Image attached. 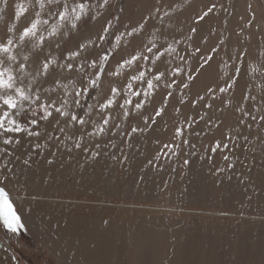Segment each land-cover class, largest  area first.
I'll list each match as a JSON object with an SVG mask.
<instances>
[{"label":"snow or ice","instance_id":"obj_1","mask_svg":"<svg viewBox=\"0 0 264 264\" xmlns=\"http://www.w3.org/2000/svg\"><path fill=\"white\" fill-rule=\"evenodd\" d=\"M36 4L33 17L18 28L29 7L17 3L13 22L0 37V229L16 237L27 232L29 205L40 195L31 185L41 164L50 169L58 160L63 166V158L71 163L81 155V169L101 159L123 168L132 150L140 151L142 141L153 138L162 143L159 135L169 132V110L177 118L171 138L154 156L145 157L140 182L150 170L159 173L174 164L171 172L176 174L199 164L214 182H230L235 175L244 183L235 171L243 164L236 150H249L253 124L264 129V110L236 107L241 113L238 126L221 132L219 139L213 132L208 145L202 141L213 131V124L217 130L224 127L215 113L232 107L238 88L241 102L255 101L250 90L244 93L248 88L244 77L250 72L254 77L264 75V53L259 67L251 68L247 49L217 60L220 47L207 46L204 37L195 43L198 26L210 17L215 4L197 15V26L183 38L170 37V26L157 28L151 23L158 18L163 24L169 15L160 16L158 7L155 16L150 9L146 16L124 21L99 11H107L111 0H36ZM0 6L7 7L8 0H0ZM93 9H97L94 15ZM255 21L253 14L246 26ZM29 43L31 50L25 51ZM224 43L219 41L220 46ZM210 69L216 79L197 89ZM58 88L62 94L57 95ZM257 140L264 143V136ZM218 154L226 162L223 166ZM42 179L47 184L55 181L51 175ZM11 246L0 245L5 254ZM8 261L18 264L14 254Z\"/></svg>","mask_w":264,"mask_h":264},{"label":"rangeland","instance_id":"obj_2","mask_svg":"<svg viewBox=\"0 0 264 264\" xmlns=\"http://www.w3.org/2000/svg\"><path fill=\"white\" fill-rule=\"evenodd\" d=\"M21 2L29 7V13L18 28L38 10L36 0H8L7 7L0 6V37L13 22L15 5ZM212 4L216 8L198 26L195 43L204 37L207 46L220 47L217 60L247 49L251 68L259 67L264 53V0H111L107 11H99L128 21L146 16L150 9L155 16L158 7L160 16L165 12L169 15L163 24L158 18L151 23L157 28L170 26V37L183 38L197 26V15ZM253 14L256 21L247 27L246 21ZM220 40L225 42L223 46ZM30 50V43L26 44L25 51ZM52 51L55 54L54 44ZM215 79L210 69L196 87L202 89ZM244 80L248 81L245 95L250 90L255 101L241 102L238 88L232 107L215 113L217 123L223 121L224 127L217 130L213 124V131L202 141L204 145L213 142V132L219 139L221 132H232L238 126L241 113L235 111L236 107L264 110V75L254 77L250 72ZM68 86L71 90V84ZM62 92V88L57 89V95ZM167 120L169 132L159 135L162 143L170 140L171 127L177 120L171 110ZM257 136H264V129L253 124L249 150H236L243 161L235 170L244 179L242 184L235 175L230 182H214L199 164L176 174L171 172L174 164L159 173L150 170L140 182L145 157L151 158L162 147L153 138L142 141L139 152L133 149L130 162L123 168L101 159L81 169V155L71 163L63 158V166L58 160L50 169L41 164L31 185L40 195L29 205L32 211L26 218L27 232L16 237L0 229V245H12L7 254L0 247V264H9L8 257L13 254L18 264H264V143L258 142ZM217 160L221 166L226 163L219 154ZM28 175L25 173V178ZM47 175L55 178L54 183L44 182L42 177Z\"/></svg>","mask_w":264,"mask_h":264}]
</instances>
